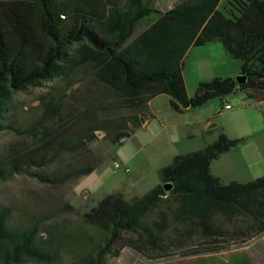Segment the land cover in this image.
Here are the masks:
<instances>
[{
    "label": "trees",
    "instance_id": "1",
    "mask_svg": "<svg viewBox=\"0 0 264 264\" xmlns=\"http://www.w3.org/2000/svg\"><path fill=\"white\" fill-rule=\"evenodd\" d=\"M156 2H0V133L11 119L15 93L70 78L85 64L93 66L96 81L115 98L66 114L61 108L54 110L59 124L40 133L39 156L55 168L32 173L40 183L57 187L95 172L104 163L103 153L90 147L95 132L104 131L113 146H122L120 140L141 127L149 102L159 95L169 96L177 113L237 92L264 102V0H229L225 12L218 10L221 0H183L163 12ZM145 10L159 17L130 41L131 23ZM212 42H219L241 62L239 75L245 81L213 78L198 83L189 97L182 78L184 60L192 48ZM85 120L92 123L86 127ZM245 141L220 133L202 150L174 156L160 169V184L143 195L130 200L118 191L105 195L83 216L77 230L78 246L87 249L80 259L67 249L55 227L41 231L42 220L15 227L10 224V210L0 207V264H53L59 256L72 259L71 264H102L108 254L119 256L111 249L119 234L142 230L152 239L144 219L163 200L174 204L175 220L192 218L205 231L210 228L209 214L215 211L226 219H246L258 234L264 233V176L224 184L210 172L213 161ZM12 169L0 166V181ZM165 185L171 189L165 191Z\"/></svg>",
    "mask_w": 264,
    "mask_h": 264
},
{
    "label": "rangeland",
    "instance_id": "2",
    "mask_svg": "<svg viewBox=\"0 0 264 264\" xmlns=\"http://www.w3.org/2000/svg\"><path fill=\"white\" fill-rule=\"evenodd\" d=\"M9 1L33 2L0 0ZM181 1L157 0L156 6L163 12ZM228 2L221 0L218 10L225 12ZM158 17L154 11L140 13L131 23L130 41ZM240 68L241 62L232 59L219 42L194 47L182 68L185 92L190 97L200 82L217 77L236 78ZM94 75L93 66L85 64L70 78L45 81L13 95L11 119L0 133V166L13 168L6 180L0 181V207L10 210V224L15 227L42 220L40 230H47L49 225L55 227L67 249L80 259L87 249L78 246L81 236L77 230L83 216L101 198L116 191L126 200L143 195L160 184L159 171L169 165L174 156L202 150L215 142L220 133L230 139L246 141L211 163L213 176L224 184L247 183L264 176V102L237 92L181 113L171 109L169 96L159 95L150 106L156 118L144 132L160 130L161 136L156 141L139 148L131 157L130 149L133 151L139 146L134 138L116 148L104 131H96V139L90 147L104 156V163L97 172L57 187L40 183L32 173L55 168L51 163L41 162L39 156L40 133L59 124L54 110L61 108L66 114L89 103H110L115 99ZM225 104L230 110L223 109ZM90 123L85 120L83 125L88 127ZM116 155L120 160H113ZM114 163L122 168L114 169ZM124 168L128 169L127 173ZM86 184H91L93 192L85 189ZM65 205L72 210L63 209ZM174 207L171 200H163L148 213L144 226L154 235L152 239L142 230L119 234L111 246L119 256L108 254L102 264H264V233L258 234L250 221L226 219L213 211L209 214L210 228L205 231L192 218L175 220ZM45 236L39 233V237ZM72 262L59 256L53 264Z\"/></svg>",
    "mask_w": 264,
    "mask_h": 264
},
{
    "label": "crops",
    "instance_id": "3",
    "mask_svg": "<svg viewBox=\"0 0 264 264\" xmlns=\"http://www.w3.org/2000/svg\"><path fill=\"white\" fill-rule=\"evenodd\" d=\"M158 97V96H157ZM156 98V97H155ZM154 98V99H155ZM153 100V99H152ZM152 100L149 102L148 104V107H149V114L146 118V120H144L143 123H141V127L139 129H137L128 139L125 140V142L123 143V145L131 138H134L136 140V142L138 143V148L136 150H131L130 149V153H131V157H133L138 151H139V148H143L144 145H148L150 143H153L154 141H156L160 136H161V131L158 130L157 132H152L150 134H146L144 133L146 131V127L149 125L150 121L152 119H155L156 116L153 114V112L151 111L150 109V106H151V102ZM187 111V110H186ZM162 140V139H160ZM118 148V147H116ZM116 159L120 160V158L116 155L114 156L113 160L116 161ZM99 169V168H98ZM97 169V170H98ZM97 170L95 172H97ZM93 172V173H95ZM92 173V174H93ZM90 174V175H92ZM89 175V176H90ZM218 178V177H217ZM230 183V182H229ZM228 184V183H227ZM85 189L88 190L89 192H93L92 191V188H91V184H86L85 186Z\"/></svg>",
    "mask_w": 264,
    "mask_h": 264
},
{
    "label": "built area",
    "instance_id": "4",
    "mask_svg": "<svg viewBox=\"0 0 264 264\" xmlns=\"http://www.w3.org/2000/svg\"><path fill=\"white\" fill-rule=\"evenodd\" d=\"M223 109H225V110H230V106H229L228 104H225L224 107H223ZM120 142H121V143L125 142V139L122 138V139L120 140ZM121 168H122L121 165H119L118 163H114V169H121ZM124 171L127 173V172H128V169H127V168H124Z\"/></svg>",
    "mask_w": 264,
    "mask_h": 264
},
{
    "label": "water",
    "instance_id": "5",
    "mask_svg": "<svg viewBox=\"0 0 264 264\" xmlns=\"http://www.w3.org/2000/svg\"><path fill=\"white\" fill-rule=\"evenodd\" d=\"M236 81H237L238 84H241V83H243L245 81V79H244L243 76L239 75V76L236 77ZM140 121H141V123H143L144 119L141 118ZM170 189H171L170 186H166V185L164 186V190L165 191H169Z\"/></svg>",
    "mask_w": 264,
    "mask_h": 264
}]
</instances>
